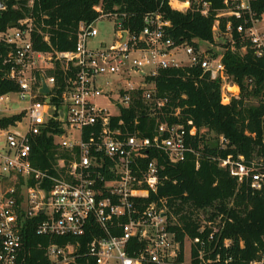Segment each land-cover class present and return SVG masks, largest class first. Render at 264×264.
Wrapping results in <instances>:
<instances>
[{
    "label": "built area",
    "instance_id": "obj_1",
    "mask_svg": "<svg viewBox=\"0 0 264 264\" xmlns=\"http://www.w3.org/2000/svg\"><path fill=\"white\" fill-rule=\"evenodd\" d=\"M1 1L5 9L6 0ZM48 1L13 0L24 16L0 31L6 77L18 85L0 94V106L10 104L13 94L27 103L14 121L0 123V264L26 263L22 232L38 215L37 234L64 239L46 246L50 264H232L233 239L224 236V213L196 211L198 233L193 236L166 197L151 198L164 168L150 156L152 150L164 152L172 163L192 152L200 166L186 124L166 119V100L158 96L155 77L162 69L199 66L220 80L223 103L240 98V85L223 61L224 44L239 40L245 51L249 43L264 57V13L253 9L256 0H223L218 8L210 0H161L183 13H214V41L204 43L175 42L167 29L171 20L159 10L147 12L140 30L132 31L125 24L129 13L105 11L101 0L94 5L98 17L78 23L75 46L68 50L53 44L59 27L51 20ZM102 18L115 19L110 43L96 40L100 32L94 23ZM139 98L145 103L141 109L156 115L152 137L140 133L137 118L127 123L122 116ZM24 117L28 126L23 131ZM51 137L54 162L34 165V147ZM218 143L225 149L229 139L220 134ZM213 158L239 184L252 191L264 187L261 161H248L243 154ZM88 233L91 239L81 252L78 238ZM249 264H264V250Z\"/></svg>",
    "mask_w": 264,
    "mask_h": 264
},
{
    "label": "trees",
    "instance_id": "obj_2",
    "mask_svg": "<svg viewBox=\"0 0 264 264\" xmlns=\"http://www.w3.org/2000/svg\"><path fill=\"white\" fill-rule=\"evenodd\" d=\"M101 0H49L51 20L58 23L53 44L61 50L73 49L76 30L81 21L90 23L98 17L94 5ZM213 7L223 5V0H210ZM105 11H126L129 17L125 24L138 32L143 26L147 12L159 10L171 20L168 27L175 42L198 39L201 43L214 41L212 26L214 13L208 17L198 12L186 13L174 10L161 0H102ZM13 0L5 1L6 8L0 9V31L12 21L24 16V12L13 6ZM257 15L264 13V0L252 4ZM224 27V26H223ZM237 36L236 31L234 32ZM242 42L224 44L223 61L233 82L240 85V98L230 103L222 102L220 80H213L202 72L199 66L171 67L160 70L155 77L158 96L165 99L166 119L186 124L187 137L191 145L199 150L200 166L196 167V155L188 152L186 159L178 163L169 161L164 152L151 151L150 156L158 157L161 182L157 193L151 198L166 197L170 208L179 216L186 232L195 236L198 223L196 211L211 210L212 215L224 213L226 224L224 236L233 239L231 248L232 264H249L264 250V187L252 191L249 186L239 184L230 172L219 165L214 156L237 157L243 154L249 161L257 159L264 164V57H258L248 43L242 50ZM48 48L47 45H41ZM4 47L0 45V94L18 90V85L6 77L7 66L3 64ZM257 100V102H252ZM141 98L122 116L127 123L139 120L137 128L143 136H153L156 115L148 114L141 107ZM179 109L177 115L172 114ZM18 115L3 117L1 124L14 121ZM207 128L206 132H201ZM192 130L195 134H191ZM213 134V135H211ZM224 134L229 139L227 148L220 149L218 136ZM56 145L53 138H42L34 147V165L44 168L55 160ZM42 215L28 220L23 228L26 251L25 264H50L46 246L50 242H63L61 237L37 234L36 226ZM178 229V227H174ZM182 234V233H181ZM184 234V233H183ZM182 234V235H183ZM81 240L80 251H86L91 239L88 233ZM243 241V247L240 245ZM26 252V253H27ZM82 257L80 261L84 260Z\"/></svg>",
    "mask_w": 264,
    "mask_h": 264
},
{
    "label": "rangeland",
    "instance_id": "obj_3",
    "mask_svg": "<svg viewBox=\"0 0 264 264\" xmlns=\"http://www.w3.org/2000/svg\"><path fill=\"white\" fill-rule=\"evenodd\" d=\"M94 25L99 29V35L96 37V40H104L107 43H110L114 38L115 33V19L114 18H102L97 20ZM95 40V41H96ZM252 102H257V100H252ZM27 103L20 101L18 96L13 94L11 95L10 104L2 103L0 106V117H9L14 114L19 113ZM28 126V119L26 117L22 118V125L19 126L21 130H26Z\"/></svg>",
    "mask_w": 264,
    "mask_h": 264
},
{
    "label": "water",
    "instance_id": "obj_4",
    "mask_svg": "<svg viewBox=\"0 0 264 264\" xmlns=\"http://www.w3.org/2000/svg\"><path fill=\"white\" fill-rule=\"evenodd\" d=\"M1 7H3V2L0 0V8H1ZM14 23H15V22H10L9 25L12 26V25H14ZM42 89H43V90H48L47 85L44 84V86H43Z\"/></svg>",
    "mask_w": 264,
    "mask_h": 264
}]
</instances>
